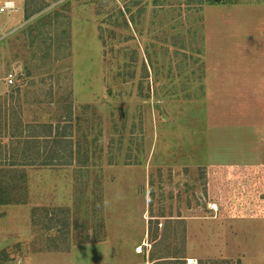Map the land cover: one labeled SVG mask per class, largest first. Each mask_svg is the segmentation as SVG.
Listing matches in <instances>:
<instances>
[{"label": "rangeland", "instance_id": "1", "mask_svg": "<svg viewBox=\"0 0 264 264\" xmlns=\"http://www.w3.org/2000/svg\"><path fill=\"white\" fill-rule=\"evenodd\" d=\"M0 145V264H264V0H0Z\"/></svg>", "mask_w": 264, "mask_h": 264}, {"label": "trees", "instance_id": "2", "mask_svg": "<svg viewBox=\"0 0 264 264\" xmlns=\"http://www.w3.org/2000/svg\"><path fill=\"white\" fill-rule=\"evenodd\" d=\"M212 1L214 3L215 0H212ZM51 125H52V123H42L39 125H37V124L29 125L31 127L32 134H29L28 138L25 139V142L27 143L28 146L26 147V149H23V150L19 149L18 150L21 152V155L24 157V160H22V163L24 165L49 166V165H54L56 163L65 164V162L64 163L60 162V161H62V159H61L59 152H60V148L63 149L64 146L61 145L60 141L58 142L57 140H55V139H58V138H56L57 136H55L56 133L54 135L53 141H46L45 140L44 144H42V146H44L43 150H46L48 148L46 155L44 156V154H42V155L39 154V152L41 150L40 149L41 145L38 146V144H40L39 140H40L41 135H37L38 128L40 129L43 127L45 129L44 133H48V134H44L45 135L44 138L49 140L48 138L49 137L51 138L52 133H53V128ZM22 130H23L22 125L17 126L16 127V133H19L17 135H21ZM52 142H54V143H52ZM0 147H1V145H0ZM34 147H38L37 151L35 150L36 148L32 149ZM41 157H43V159H40ZM0 165H2V162L0 163Z\"/></svg>", "mask_w": 264, "mask_h": 264}, {"label": "built area", "instance_id": "3", "mask_svg": "<svg viewBox=\"0 0 264 264\" xmlns=\"http://www.w3.org/2000/svg\"><path fill=\"white\" fill-rule=\"evenodd\" d=\"M5 8H14L13 1H6L4 7L1 8V11H3ZM9 83H12V79L8 80Z\"/></svg>", "mask_w": 264, "mask_h": 264}, {"label": "water", "instance_id": "4", "mask_svg": "<svg viewBox=\"0 0 264 264\" xmlns=\"http://www.w3.org/2000/svg\"><path fill=\"white\" fill-rule=\"evenodd\" d=\"M216 1H219V0H216Z\"/></svg>", "mask_w": 264, "mask_h": 264}]
</instances>
